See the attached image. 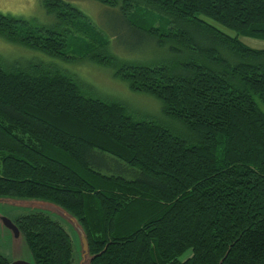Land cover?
<instances>
[{
  "label": "trees",
  "instance_id": "obj_1",
  "mask_svg": "<svg viewBox=\"0 0 264 264\" xmlns=\"http://www.w3.org/2000/svg\"><path fill=\"white\" fill-rule=\"evenodd\" d=\"M98 1L175 57L118 58L65 0H41L50 25L0 13V36L112 67L189 135L87 96L51 64L0 63V197L46 199L71 213L91 264H264V49L240 39H264V0ZM14 222L34 264H74L71 237L48 213Z\"/></svg>",
  "mask_w": 264,
  "mask_h": 264
},
{
  "label": "rangeland",
  "instance_id": "obj_2",
  "mask_svg": "<svg viewBox=\"0 0 264 264\" xmlns=\"http://www.w3.org/2000/svg\"><path fill=\"white\" fill-rule=\"evenodd\" d=\"M65 1L84 12L88 19L103 31L109 41L107 50L118 58L135 63L153 64L175 57L168 45L159 47L158 43L145 39L133 31L118 9L111 8L98 0ZM0 13L25 18L38 24L50 25L54 22L53 16L45 10L41 0H0ZM203 19L227 34L236 35V32L211 19ZM240 39L250 48L264 49V39L250 36H240ZM68 52L72 53L71 50ZM14 62L22 65L28 62L51 64L56 69L75 77L87 96L118 101L135 119H153L169 127L176 134L189 135L179 122L163 115L159 100L131 90L126 81L114 76L112 67L81 59L80 56L69 60L50 57L43 52L14 44L0 36V63L10 65ZM61 208L46 199L1 197L0 252L13 263L34 264L33 255L23 233L18 237L15 236L14 232L4 225L3 219L6 217L14 221L21 215L41 211L50 214L68 232L74 244V264H90V255L84 252L82 225L72 220Z\"/></svg>",
  "mask_w": 264,
  "mask_h": 264
},
{
  "label": "water",
  "instance_id": "obj_3",
  "mask_svg": "<svg viewBox=\"0 0 264 264\" xmlns=\"http://www.w3.org/2000/svg\"><path fill=\"white\" fill-rule=\"evenodd\" d=\"M1 198V197H0ZM61 207V206H60ZM63 211H64V213H66V214H68L69 216H70V218L72 219V220H74V221H78L71 213H69L68 211H66L64 208H61ZM50 215V214H49ZM3 222H4V225L8 228V229H10V230H12L13 232H14V234H15V236H19L20 235V233H21V231H20V229L18 228V226L16 225V223L13 221V220H11V219H9V218H4L3 219ZM79 222V221H78ZM83 228V227H82ZM83 231H84V252H85V254L86 255H90V264H91V260H92V256H91V254H90V251H89V244H88V240H87V236H86V234H85V230H84V228H83ZM10 264H26V263H21V262H18V263H13L12 261H11V263Z\"/></svg>",
  "mask_w": 264,
  "mask_h": 264
}]
</instances>
